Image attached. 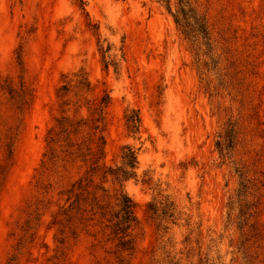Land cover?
I'll return each mask as SVG.
<instances>
[{
  "label": "rangeland",
  "instance_id": "rangeland-1",
  "mask_svg": "<svg viewBox=\"0 0 264 264\" xmlns=\"http://www.w3.org/2000/svg\"><path fill=\"white\" fill-rule=\"evenodd\" d=\"M81 1L0 0V78L32 93L0 174V264H264V0ZM98 45L110 47L107 67ZM78 70L110 96L104 164L119 166L125 145L137 151V180H99L111 206L120 192L135 204L137 252L122 263L74 212L82 169L38 173L56 88ZM131 110L137 134L125 128ZM16 117L0 94V132ZM165 197L181 216L158 227L146 205Z\"/></svg>",
  "mask_w": 264,
  "mask_h": 264
},
{
  "label": "trees",
  "instance_id": "trees-1",
  "mask_svg": "<svg viewBox=\"0 0 264 264\" xmlns=\"http://www.w3.org/2000/svg\"><path fill=\"white\" fill-rule=\"evenodd\" d=\"M82 4L83 2L79 0ZM169 8V3L167 5ZM176 25L180 26L185 36L194 31L187 16L181 11L172 14ZM188 29L189 32H188ZM208 35L204 25L197 30ZM98 50L107 67L106 53L110 50L98 45ZM18 65L21 64L17 53ZM0 94L5 96L17 115V124L9 126L0 132V174L7 172L13 164L15 144L20 131L21 116L27 110L32 100L31 90L23 80L17 85L7 79L0 78ZM55 96L59 114L45 135V149L38 167V173L53 172L59 166L74 164L79 172L69 193H74V212L98 227V233L105 242L113 243L115 258L122 263L126 258L131 259L137 252L134 230L138 221L134 215V202L124 193L115 197L114 206L107 201V190L99 180L111 177L124 182L128 179L137 180V151L129 145L121 149L120 164L116 168L107 167L104 162L105 111L110 103V96L103 92L100 96L93 93V87L83 70L71 72L62 76L60 85L56 88ZM125 128L128 134H137L140 130V116L137 110H131L124 116ZM233 129L221 140L216 142V149L222 157L225 154V142L231 143ZM230 146V145H229ZM147 183L148 180H143ZM70 199V196L67 200ZM146 213L157 222L175 224L180 219L174 201L164 198L157 202L155 198L146 205ZM166 228V226H163ZM61 244L62 241H59Z\"/></svg>",
  "mask_w": 264,
  "mask_h": 264
}]
</instances>
